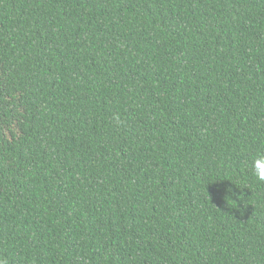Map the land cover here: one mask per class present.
<instances>
[{"label":"trees","instance_id":"1","mask_svg":"<svg viewBox=\"0 0 264 264\" xmlns=\"http://www.w3.org/2000/svg\"><path fill=\"white\" fill-rule=\"evenodd\" d=\"M261 152L264 0H0L9 264H264Z\"/></svg>","mask_w":264,"mask_h":264},{"label":"clouds","instance_id":"2","mask_svg":"<svg viewBox=\"0 0 264 264\" xmlns=\"http://www.w3.org/2000/svg\"><path fill=\"white\" fill-rule=\"evenodd\" d=\"M252 174L255 176V178L259 181H264V152L258 153L255 158L251 161L250 164ZM228 188L226 189V195L227 196H232L235 195L233 190L231 189V192H229ZM0 264H9V260L6 257H0Z\"/></svg>","mask_w":264,"mask_h":264}]
</instances>
